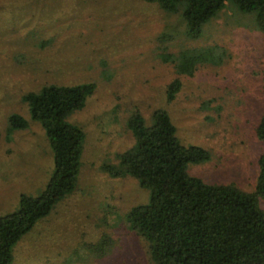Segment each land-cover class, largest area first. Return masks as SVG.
Masks as SVG:
<instances>
[{"label": "rangeland", "instance_id": "1", "mask_svg": "<svg viewBox=\"0 0 264 264\" xmlns=\"http://www.w3.org/2000/svg\"><path fill=\"white\" fill-rule=\"evenodd\" d=\"M254 17L227 0L191 38L181 10L157 1L0 0V216L22 194H39L54 168L45 128L22 95L47 83L94 84L66 115L84 132L75 188L13 245L11 264H156L125 219L148 200V188L107 170L134 143L127 119L136 109L148 122L154 109H166L184 143L208 150L207 159L187 164L190 174L255 190L264 149L254 132L264 113V32ZM214 45L193 74L179 75L181 88L168 99L177 73L162 49ZM13 112L28 126L9 128ZM258 202L264 210V197Z\"/></svg>", "mask_w": 264, "mask_h": 264}, {"label": "trees", "instance_id": "2", "mask_svg": "<svg viewBox=\"0 0 264 264\" xmlns=\"http://www.w3.org/2000/svg\"><path fill=\"white\" fill-rule=\"evenodd\" d=\"M157 1L166 11L181 10L186 35L198 37L204 24L220 11L227 0ZM239 10L254 12L264 32V0H232ZM217 45L182 47L177 53L161 51L171 59L177 76L169 82L167 98L181 88L180 74L191 75L195 65L208 58ZM94 88L93 82L47 83L22 95L31 118L41 122L53 150L54 168L37 195L22 194L18 207L0 216V264H11L13 245L68 192L75 188L83 151V130L66 115L83 105ZM151 121L134 110L127 126L133 145L121 153L118 167L107 166L116 176L130 174L148 188L145 202L126 213L128 227L147 242V252L156 264H264V149L258 157L254 191L229 183H210L187 171V164L209 157L202 146L184 143L169 112L156 108ZM147 120V121H146ZM28 126L19 112L9 116V128ZM264 142V113L254 127ZM103 244L101 238L97 245Z\"/></svg>", "mask_w": 264, "mask_h": 264}]
</instances>
